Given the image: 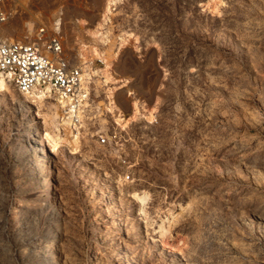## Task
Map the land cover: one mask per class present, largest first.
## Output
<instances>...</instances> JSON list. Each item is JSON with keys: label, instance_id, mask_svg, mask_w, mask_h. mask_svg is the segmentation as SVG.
I'll return each mask as SVG.
<instances>
[{"label": "rangeland", "instance_id": "1", "mask_svg": "<svg viewBox=\"0 0 264 264\" xmlns=\"http://www.w3.org/2000/svg\"><path fill=\"white\" fill-rule=\"evenodd\" d=\"M10 6L3 39L44 27L90 76L67 130L55 94L0 87V264H264V0Z\"/></svg>", "mask_w": 264, "mask_h": 264}, {"label": "built area", "instance_id": "2", "mask_svg": "<svg viewBox=\"0 0 264 264\" xmlns=\"http://www.w3.org/2000/svg\"><path fill=\"white\" fill-rule=\"evenodd\" d=\"M12 0H0V26L6 25L16 11ZM0 75L4 76L20 94L34 89L50 88L59 98L77 106L81 96V70L72 66L64 57V44L58 33L50 35L40 28L32 41H9L0 36ZM123 131L113 128L98 136L101 147L122 143ZM131 174L125 175V180Z\"/></svg>", "mask_w": 264, "mask_h": 264}, {"label": "bare ground", "instance_id": "3", "mask_svg": "<svg viewBox=\"0 0 264 264\" xmlns=\"http://www.w3.org/2000/svg\"><path fill=\"white\" fill-rule=\"evenodd\" d=\"M77 53H78L77 54L78 61H77V66L75 67L79 68L82 71L81 77H80L81 96L79 99V103L77 104V106L74 107L72 106L69 100L61 99L55 94L58 97L57 99L58 104L65 111V113L69 115L67 122L63 125L66 128V130L73 126H76L77 123L82 119L83 109L87 105L88 96H89L88 95V85H89L90 75L87 73L88 68H89V65H88L89 63L85 56L84 49L80 48L77 51ZM7 82L8 80L4 76L0 75V87H3L4 85H6ZM30 93H32L31 97L33 99H42V98L49 97L51 94H54L50 88H46L44 90L34 89ZM22 95H27V94H22ZM109 97L111 99L109 110L111 112H116V124L120 126L121 128H125L127 126L128 121L130 120H127V118L123 115V113L117 107L116 103L112 101L113 100L112 93H109ZM134 103H135L134 104L135 114L138 113L140 114V116H145L146 118L150 119V116L143 115V113L141 112L140 105L137 104V102H134ZM70 139H71V142H70L71 146L73 150H75L77 148V140L74 137H71ZM59 144H60V141L58 140L54 141L52 145L53 150H55ZM134 199L140 204L141 207H144L148 203L150 196L146 192H142L139 194L136 193L134 195Z\"/></svg>", "mask_w": 264, "mask_h": 264}, {"label": "crops", "instance_id": "4", "mask_svg": "<svg viewBox=\"0 0 264 264\" xmlns=\"http://www.w3.org/2000/svg\"><path fill=\"white\" fill-rule=\"evenodd\" d=\"M14 20V19H13ZM6 40V39H5ZM8 40H10L9 38H8Z\"/></svg>", "mask_w": 264, "mask_h": 264}]
</instances>
